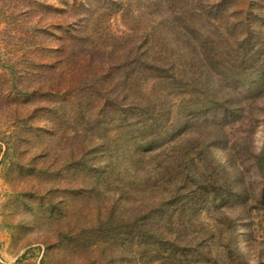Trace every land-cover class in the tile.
<instances>
[{
  "label": "rangeland",
  "instance_id": "374dc122",
  "mask_svg": "<svg viewBox=\"0 0 264 264\" xmlns=\"http://www.w3.org/2000/svg\"><path fill=\"white\" fill-rule=\"evenodd\" d=\"M124 3L129 4L128 14L89 20L86 25L92 38L101 33L105 39L101 52L116 42L119 50L134 46L181 69L200 61L214 67L237 63L233 57L244 48L264 58V25L257 42L251 39L238 49L240 39H249L243 23L249 20L258 31L261 28L255 20L264 17V0ZM55 8L62 9L58 0H0V264H160L152 261L155 256L149 246L141 247L132 239L139 229L162 237L167 232L164 220L156 225L150 221L149 189L132 186L136 192L123 197L115 188V184L124 186L123 181L113 178L107 189L72 193L76 182L66 168L68 148L37 135L40 113L33 99L41 78L49 76L39 64L52 62L48 51L59 44L56 35L62 36L54 26L66 18V14L57 17ZM234 84L241 88L240 83ZM26 90L28 97L23 94ZM258 106L259 111L253 112L257 122L250 125L251 144L235 149L247 197L244 208L224 211L230 223L217 222L216 213L207 209L172 227L178 229L179 242L195 244L199 256L212 264H264V199L259 198L264 182V99ZM250 154L261 156V173ZM214 155L226 162L225 153L215 151ZM142 176L138 172L135 179ZM138 219L145 222L134 227ZM107 229L115 242L104 243ZM221 229L223 237L218 235ZM128 238L132 239L129 245Z\"/></svg>",
  "mask_w": 264,
  "mask_h": 264
},
{
  "label": "trees",
  "instance_id": "16d2710c",
  "mask_svg": "<svg viewBox=\"0 0 264 264\" xmlns=\"http://www.w3.org/2000/svg\"><path fill=\"white\" fill-rule=\"evenodd\" d=\"M58 1L62 9L55 8V13L66 18L58 20L54 29L62 36L56 35L59 44L48 51L52 62L39 64L49 76L41 78L33 99L39 105L38 137L68 148L66 168L76 182L72 193L107 189L113 178L123 181L124 186L115 184L123 197L131 195L132 186L149 189L150 221L156 225L164 220L167 232L162 237L139 229L132 239L151 248L153 262L212 264L199 256L195 244L179 242L178 229L172 227L207 209L216 213L217 222L230 223L224 211L244 208L247 197L235 149L251 144L250 125L257 122L253 112L264 99L263 54L244 48L233 57L237 63L214 67L200 61L181 69L134 46L119 50L116 42L101 52L105 39L96 32L91 37L88 21L128 14L129 4L124 0ZM249 6L253 9L256 4L252 1ZM262 17L255 20L259 31L249 20L243 23L249 39H240L238 49L251 39L258 41ZM75 20L79 24L74 25ZM247 126L249 131L244 130ZM215 151L225 153L226 162L217 159ZM250 155L261 173V156ZM138 172L143 176L135 179ZM259 198L264 199V182ZM134 222L136 227L145 221ZM218 233L223 237L224 230ZM104 235V243L115 242L111 230ZM132 239H127L128 245Z\"/></svg>",
  "mask_w": 264,
  "mask_h": 264
}]
</instances>
